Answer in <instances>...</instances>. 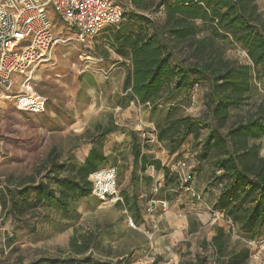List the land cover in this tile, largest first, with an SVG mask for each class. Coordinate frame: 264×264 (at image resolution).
Instances as JSON below:
<instances>
[{"label": "rangeland", "instance_id": "obj_1", "mask_svg": "<svg viewBox=\"0 0 264 264\" xmlns=\"http://www.w3.org/2000/svg\"><path fill=\"white\" fill-rule=\"evenodd\" d=\"M255 2L264 14V0ZM160 9L152 17L161 19ZM52 22L56 35L73 36L55 15ZM199 26V34L211 32L201 22ZM113 31L104 28L96 33L86 51L92 56H102L101 62L90 60L89 67L82 66V58L86 56L73 38L57 45L50 60L35 68L33 81L36 90L47 98L45 111L20 110L13 100L0 98V183L4 182L0 188V205L7 199L6 209L0 208V264H33L40 257H67L71 254L68 241L75 233L95 237L96 243L90 249L93 261L145 264L154 257V264H189L196 255L204 254L206 264H214L215 255L209 241L217 226L230 228L229 250L248 247L247 264H264V249L256 250L257 243L264 240V225L252 236L240 231L215 207L219 184L214 179L217 172L213 167L214 155L198 161L195 158L198 147L192 143L191 136L175 151L169 150L168 140L160 141L156 137L157 125L167 118L205 114L203 98L208 84L198 83L189 94L176 91L172 97H160L154 103L136 102L122 90L130 60L112 45ZM218 41L227 58L250 63L241 44L221 36ZM254 73L247 102L231 111L228 125L254 110L258 103L264 104V83L259 80L256 68ZM110 123L117 128L105 137L106 158L98 167H116L117 190L122 202H100L90 194L68 198L67 209H62L55 199L42 200L22 215L7 209L9 191L36 173L52 145L61 159L79 165L88 145L83 151L70 153L71 144L88 136L97 125ZM205 131L206 128L202 133ZM133 133L138 137L141 153L160 160L163 166L179 160L191 164L192 186L201 192V199L179 189L172 176L159 177L155 169L142 172L137 168L131 176ZM255 141L264 155V135ZM33 198L31 193L30 199ZM150 198L166 200V209L156 202L155 210L146 213L145 205ZM187 206L197 209L185 212ZM173 207L179 209L177 217L179 213L185 215L183 226L175 227L167 222L165 216ZM124 208L135 219L136 227L128 225ZM254 251L256 257L252 256Z\"/></svg>", "mask_w": 264, "mask_h": 264}, {"label": "trees", "instance_id": "obj_2", "mask_svg": "<svg viewBox=\"0 0 264 264\" xmlns=\"http://www.w3.org/2000/svg\"><path fill=\"white\" fill-rule=\"evenodd\" d=\"M125 22L110 25L114 29L111 43L117 52L130 60L122 80V90L138 103H154L176 91L189 94L202 82L208 84L203 104L205 114L167 118L157 125L158 140H168L175 151L188 137L198 147L195 158L206 160L214 155V179L219 184L215 207L240 231L254 233L264 225V155L256 139L264 135V104L228 125L232 110L246 104L255 75L264 83V14L255 0H119ZM160 9L161 19L152 17ZM211 32L199 34L201 27ZM230 38L245 49L250 63H240L223 54L218 37ZM117 126L97 125L95 130L71 144L69 152L84 150L83 161L76 165L61 159L52 145L36 173L9 191L7 209L22 215L42 200L55 199L67 209L68 198L88 196L89 174L96 170L106 155L105 137ZM206 128L205 133L202 130ZM132 135V170L144 172L148 165L163 170L164 176L175 174L158 159L141 153L135 133ZM37 176V177H36ZM34 195L30 199V194ZM126 199V197H125ZM4 199L3 206L6 209ZM135 220V219H134ZM230 228L217 226L211 236L214 264H247L250 250L228 249ZM96 243L93 234H73L69 238L67 257H40L33 264H112L93 261L90 249ZM204 244L206 242L204 241ZM207 257L198 254L189 264H206Z\"/></svg>", "mask_w": 264, "mask_h": 264}, {"label": "built area", "instance_id": "obj_3", "mask_svg": "<svg viewBox=\"0 0 264 264\" xmlns=\"http://www.w3.org/2000/svg\"><path fill=\"white\" fill-rule=\"evenodd\" d=\"M123 13L119 0H0V98L13 100L20 110L32 113L45 111L47 98L35 88V68L50 60L57 45L73 38L82 46L81 51L86 56H80L82 66L89 67L90 60L103 61L102 56L87 53L91 39L105 27L119 24ZM52 15L73 33L72 37L62 38L55 34ZM168 168L176 175L179 189L197 200L201 199V192L192 186L191 164L179 160ZM88 179L90 194L100 202L123 201L117 190L115 166L99 167L89 174ZM2 183L1 180L0 188ZM156 202L163 210L168 205L166 200L150 198L145 205L146 213L151 214L155 210ZM124 212L128 225L136 227L126 208ZM261 249H264V240L257 243V252ZM252 256L256 257L255 251ZM145 264H154V257Z\"/></svg>", "mask_w": 264, "mask_h": 264}, {"label": "crops", "instance_id": "obj_4", "mask_svg": "<svg viewBox=\"0 0 264 264\" xmlns=\"http://www.w3.org/2000/svg\"><path fill=\"white\" fill-rule=\"evenodd\" d=\"M153 169H154V167L152 165H148L145 170H147V172H152ZM156 171L159 172V174H158L159 177L163 175V170L162 169H159V170H156ZM193 209L196 210L197 208H194L193 206H187L185 208V212H189V211H191ZM176 211H179V209H175L173 207L171 209V211L165 216L166 220H167V222H169V224L175 225V227L176 226H178V227L183 226L184 222H186V217H185V215H182V213H179L180 214L179 217H181V218L177 217L176 216Z\"/></svg>", "mask_w": 264, "mask_h": 264}]
</instances>
